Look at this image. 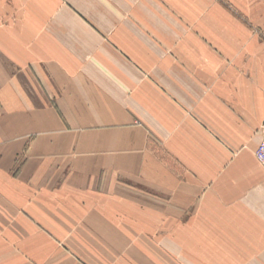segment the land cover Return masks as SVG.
I'll return each instance as SVG.
<instances>
[{"label":"crops","instance_id":"1","mask_svg":"<svg viewBox=\"0 0 264 264\" xmlns=\"http://www.w3.org/2000/svg\"><path fill=\"white\" fill-rule=\"evenodd\" d=\"M11 1L0 0L12 16L11 29L0 24V264H264V169L254 156L264 76L206 84L212 70L183 52L160 61L159 138L167 134L165 148L191 172L184 178L148 145L157 116L151 39L135 28L149 24L150 8ZM218 127L235 158L210 135ZM126 182L158 195L159 211L93 207L99 196L119 207ZM121 215L179 226L128 227L160 244L156 256L125 242L111 220Z\"/></svg>","mask_w":264,"mask_h":264},{"label":"rangeland","instance_id":"2","mask_svg":"<svg viewBox=\"0 0 264 264\" xmlns=\"http://www.w3.org/2000/svg\"><path fill=\"white\" fill-rule=\"evenodd\" d=\"M11 2V0H6L7 4H12L13 2ZM136 2L139 6L144 3L150 8V11L145 13L149 24L146 23L144 28H139V26L135 28L136 34L151 39L153 59L150 66L152 74L148 79L151 80L155 90L151 95V103L154 109L157 107V116L152 122L153 129L148 132L149 149L177 175L190 178L191 172L178 163L165 148V135L167 134L164 133V137L159 138L161 133L158 122V109H160L159 63L163 58L169 56L172 61H179L178 58H175V53L183 52L186 57L184 60L190 61L191 65H197L203 70L206 68L212 70L210 74L206 73L208 79L206 84L211 82L225 84L234 77L233 73L246 76L249 82L252 81L251 77L254 74L264 76V0H136ZM5 7L3 4L0 8V24L1 27L6 25L7 29H11L9 20L12 16L5 11ZM132 13L133 11L128 12V16ZM129 50H131L130 47ZM135 54L139 55L137 52ZM140 59L141 57L138 58V60ZM146 65H149L147 60ZM211 88L212 86H207L206 90ZM216 100L219 99L216 98ZM220 127L215 129L216 132L213 128L210 135L221 149V153H226L230 159H233L237 156V151L231 148L228 142L219 135L217 130ZM262 127H264V123L255 131V135L262 134ZM212 183L204 184L201 187L200 195L209 190ZM123 185L119 188V207L116 202L113 203L114 200L111 203L104 196L97 197L100 201L93 204V207L106 214H110L117 208L126 213L132 210H143L145 207L152 211H159L160 198L149 190L150 188L146 189L138 183L131 182H126ZM111 220L119 223L118 228H120L121 237L125 242L134 240L137 243L140 241L147 246V253H154L156 256H160L161 252L158 250L160 244L153 245L144 239V235H134L132 228L128 229V227L153 226L155 227L153 230L157 232L161 226H167L171 230L179 226L171 219L167 220V223L165 219L153 218L146 220L145 224V221L127 219L121 215L118 220ZM158 234L156 233L154 238L159 241L160 235ZM90 238L89 236V242L96 243ZM120 254L126 255L127 252Z\"/></svg>","mask_w":264,"mask_h":264},{"label":"built area","instance_id":"3","mask_svg":"<svg viewBox=\"0 0 264 264\" xmlns=\"http://www.w3.org/2000/svg\"><path fill=\"white\" fill-rule=\"evenodd\" d=\"M261 139L257 145V148L254 151V156L257 162L262 166L264 169V127H262L261 132Z\"/></svg>","mask_w":264,"mask_h":264}]
</instances>
